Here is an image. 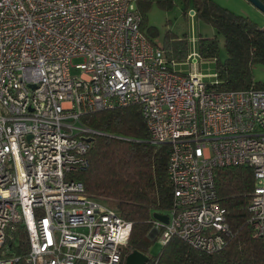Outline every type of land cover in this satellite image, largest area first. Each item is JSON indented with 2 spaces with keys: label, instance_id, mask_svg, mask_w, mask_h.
Returning <instances> with one entry per match:
<instances>
[{
  "label": "built area",
  "instance_id": "built-area-1",
  "mask_svg": "<svg viewBox=\"0 0 264 264\" xmlns=\"http://www.w3.org/2000/svg\"><path fill=\"white\" fill-rule=\"evenodd\" d=\"M136 2L0 0V264L18 263L17 226L24 264L124 262L132 223L75 176L89 167L81 119L129 106L150 143L169 147L173 200L151 240L222 250L232 233L214 171L243 166L253 173L250 224L264 238V89L215 92L216 80L176 72L200 63L196 44L183 63L169 61L141 30Z\"/></svg>",
  "mask_w": 264,
  "mask_h": 264
},
{
  "label": "trees",
  "instance_id": "trees-1",
  "mask_svg": "<svg viewBox=\"0 0 264 264\" xmlns=\"http://www.w3.org/2000/svg\"><path fill=\"white\" fill-rule=\"evenodd\" d=\"M183 13L194 12V17L212 27V37L200 36L197 50L202 60L215 64V92L264 89L254 79V69L264 67V28L250 19L234 14L213 0H179ZM264 3V0H260ZM175 0H137L141 16V30L147 14L155 5L170 10ZM151 43L162 47L169 61L183 63L188 55L186 37L172 39L169 33L161 38L158 30L147 27ZM148 35L154 37L151 40ZM219 37L223 39L224 59L219 54ZM81 123L89 129L83 134L89 141V167L75 178L81 181L87 194L115 204L116 211L132 223L124 258L133 251L149 258L147 264H264V238H256L248 212L253 190V173L249 167H224L214 171L218 202L227 212L232 236L220 251L207 253L173 237L161 253L150 258L149 238L154 213L164 214L171 207L173 190L167 175V145L150 143V135L138 106L84 116ZM10 242L18 263L24 264L27 239L22 226H17ZM121 264H124L122 262Z\"/></svg>",
  "mask_w": 264,
  "mask_h": 264
},
{
  "label": "rangeland",
  "instance_id": "rangeland-1",
  "mask_svg": "<svg viewBox=\"0 0 264 264\" xmlns=\"http://www.w3.org/2000/svg\"><path fill=\"white\" fill-rule=\"evenodd\" d=\"M219 6L228 9L234 14L246 17L256 23L260 28H264V13L260 12L247 0H213ZM183 13V5L179 0H175L174 6L170 10H162L153 5L147 14V21L144 27L145 34L147 27L151 26L158 30L159 38L156 39L158 45L162 46L161 38L169 33L172 39L186 37L188 43V54L193 52V43L197 44L200 36L212 37L216 34L215 30L199 21L197 18L190 14ZM151 40L154 37L148 35ZM197 51V47L194 49ZM219 54L220 58L224 59L225 52L223 48V39L219 37ZM80 59H74L72 64L80 63ZM176 72L181 74L197 73L201 76L202 80L206 83L213 84L215 82V64L211 61L201 60L199 64L190 66L188 64H180L175 68ZM80 72L71 69V75H79ZM254 79L256 82L264 84V67L257 66L254 69ZM104 203V202H103ZM113 211H116L115 204L107 201L104 203ZM151 239V238H150ZM163 246L158 240L149 247L148 256L150 258L158 256L162 251Z\"/></svg>",
  "mask_w": 264,
  "mask_h": 264
},
{
  "label": "water",
  "instance_id": "water-1",
  "mask_svg": "<svg viewBox=\"0 0 264 264\" xmlns=\"http://www.w3.org/2000/svg\"><path fill=\"white\" fill-rule=\"evenodd\" d=\"M249 3H251L255 8H257L260 12L264 13V3H262L260 0H247ZM190 14L193 16L194 12H190ZM88 142L90 140H87ZM152 218L154 220H157L163 224L168 223V218L165 215L154 213L152 215ZM150 237V233H149ZM149 261V258L139 252L133 251L129 255L125 257L124 264H147Z\"/></svg>",
  "mask_w": 264,
  "mask_h": 264
}]
</instances>
